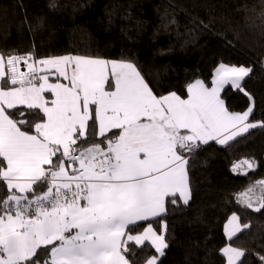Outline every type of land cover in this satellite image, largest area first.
Instances as JSON below:
<instances>
[{"label":"snow or ice","instance_id":"snow-or-ice-1","mask_svg":"<svg viewBox=\"0 0 264 264\" xmlns=\"http://www.w3.org/2000/svg\"><path fill=\"white\" fill-rule=\"evenodd\" d=\"M251 71L220 63L183 99L154 95L130 61L0 55V264H129L132 241L163 256L151 224L138 235L130 226L159 217L177 193L188 202L185 153L256 127L245 123L251 107L232 112L222 95L230 86L251 100L242 83ZM222 252L228 264L243 255Z\"/></svg>","mask_w":264,"mask_h":264},{"label":"trees","instance_id":"trees-1","mask_svg":"<svg viewBox=\"0 0 264 264\" xmlns=\"http://www.w3.org/2000/svg\"><path fill=\"white\" fill-rule=\"evenodd\" d=\"M28 54L130 61L154 95L183 99L193 81L210 85L220 63L252 69L242 81L251 100L230 86L222 95L235 113L252 103L249 122L257 126L225 145L185 153L189 202L168 197L163 215L130 232L151 224L159 233L163 221L168 247L157 264H226L227 245L243 252L236 264H264V0H0V55ZM244 160L253 167L235 174ZM255 189L259 211L240 204L241 194L248 199ZM231 215L243 229L228 241L223 228ZM127 246L130 264L157 255L146 242Z\"/></svg>","mask_w":264,"mask_h":264},{"label":"crops","instance_id":"crops-1","mask_svg":"<svg viewBox=\"0 0 264 264\" xmlns=\"http://www.w3.org/2000/svg\"><path fill=\"white\" fill-rule=\"evenodd\" d=\"M19 67V71H23V72H27L28 71V69H27V67H26V65L23 63V61H21V64L18 66ZM213 75V74H212ZM51 79V78H50ZM212 79V78H211ZM195 81H193L192 83H194ZM227 87H229V86H227ZM186 98L185 99H187L188 98V92H187V89H186ZM249 107H251L252 108V111H253V104L252 103H250V106ZM248 107V108H249ZM248 110V109H247ZM246 110V111H247ZM245 112V111H244ZM241 113H243V112H241ZM252 113V112H251ZM251 113L249 114V117H250V115H251ZM249 117H248V120L245 122V123H250L249 122ZM252 124V123H251ZM256 126H257V124H255ZM251 128H253V127H251ZM251 128H248V130L247 131H249ZM247 131L246 132H242V133H240L239 135H237V136H235L233 139H235V138H237V137H239V136H241V135H244L245 133H247ZM233 139H231V140H233ZM231 140H229L228 142H230ZM210 142H215V143H217L215 140H212V141H209V143ZM227 142V143H228ZM226 143V144H227ZM218 144V143H217ZM201 145H204V144H201ZM219 145H221V144H219ZM223 145H225V144H223ZM245 161V160H244ZM239 165H240V167H242L243 168V165L245 166V168H243L244 169V171L247 169L246 167H248L247 166V164L245 165L244 163H243V161H241V163H239ZM242 169V170H243ZM69 171H71V169H69ZM176 196L177 197H179V199H180V201L182 202V203H184V200L183 199H181L180 198V196H179V193H177L176 194ZM189 200H190V198L188 199V202H189ZM164 214V212L163 213H161V215H163ZM160 215V216H161ZM236 216V215H235ZM232 217H233V215H231L228 219H227V221H226V223L224 224V228H223V231H224V235H225V238L229 241L231 238H233L234 236H236L242 229H243V227H242V225L239 223V220H238V218H237V220H235V221H233L232 220ZM237 217V216H236ZM156 218V217H155ZM153 219V218H152ZM138 222H142V221H138ZM137 222V223H138ZM148 227V226H147ZM146 228V227H145ZM144 228V229H145ZM144 229L142 230V232H140L139 234H141V233H143V231H144ZM164 230H165V228H164V224H162L161 225V227H160V232H159V234H161V235H163L164 236ZM136 235H138V234H136ZM229 237H231V238H229ZM123 239L124 240H127V236H125V237H123ZM146 243H149L150 245H151V243L149 242V241H145ZM132 243H134L135 244V242L134 241H132ZM136 245V244H135ZM151 247H152V245H151ZM226 247H231V246H229V245H227V246H225L224 248H226ZM153 248V247H152ZM223 248V249H224ZM232 248V247H231ZM154 249V248H153ZM238 250V249H237ZM154 251H155V249H154ZM157 255V257L158 256H160L158 253H156ZM222 254H223V256L225 257V261H226V264H228V257L222 252ZM241 258V257H240ZM240 258H238V259H236L235 261H234V264H236L238 261H239V259ZM130 264V263H129Z\"/></svg>","mask_w":264,"mask_h":264},{"label":"rangeland","instance_id":"rangeland-1","mask_svg":"<svg viewBox=\"0 0 264 264\" xmlns=\"http://www.w3.org/2000/svg\"><path fill=\"white\" fill-rule=\"evenodd\" d=\"M67 56H69V55H67ZM72 56H76V55H72ZM82 57H84V56H82ZM34 59V58H33ZM34 60H38V59H34ZM29 62H31V61H29ZM5 64H6V60H5ZM27 67V66H26ZM49 71H55L54 69H51V70H49ZM40 74H43V73H40ZM50 78H52V79H55V77L54 76H52V77H50ZM52 79H50V80H52ZM246 165V164H245ZM243 168H245V166L243 165ZM242 167H240L239 169H237V170H234V173L235 174H245L248 170H249V168L248 167H246L247 169H246V171H244V169H243ZM243 169V170H242ZM240 172H242V173H240ZM252 196L250 197V198H248V199H245L244 197H247L246 195H244L243 196V198H241V201H240V204H242L243 206H248V204L246 205V202L245 201H249V200H251V199H253V200H251V204H252V207H249L250 209H252V210H255L256 208H259L258 206H259V202H260V192L258 191V189H255L254 190V193H252L251 194Z\"/></svg>","mask_w":264,"mask_h":264}]
</instances>
